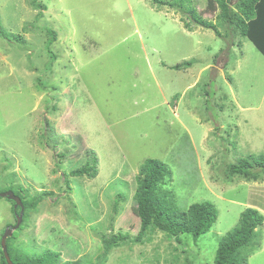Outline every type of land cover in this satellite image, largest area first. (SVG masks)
<instances>
[{"label":"rangeland","instance_id":"374dc122","mask_svg":"<svg viewBox=\"0 0 264 264\" xmlns=\"http://www.w3.org/2000/svg\"><path fill=\"white\" fill-rule=\"evenodd\" d=\"M188 1L221 38L152 0H38L43 11L0 0V193L36 200L7 237L22 260L49 252L57 264H214L219 240L253 208L263 223L248 264H264V173H226L264 156V58L217 24L215 5ZM147 159L168 166L159 191L175 209L215 206L208 233L178 243L152 229L135 240ZM87 163L96 177L71 174ZM12 203L0 197V241L16 224ZM118 234L129 238L106 253L104 240Z\"/></svg>","mask_w":264,"mask_h":264},{"label":"trees","instance_id":"16d2710c","mask_svg":"<svg viewBox=\"0 0 264 264\" xmlns=\"http://www.w3.org/2000/svg\"><path fill=\"white\" fill-rule=\"evenodd\" d=\"M156 5L167 6L170 9H181L193 24L205 29H209L221 38L217 25L203 20L189 6L188 0H173L167 2L164 0H152ZM213 3V4H212ZM34 8L41 11L46 10L45 6L38 0H31ZM188 4V6H187ZM208 4L215 5L219 14V22L231 27L232 32L246 38L264 58V0H208ZM41 15V14H40ZM185 27H188L187 23ZM4 31L0 25V36H4ZM54 39L52 31L47 33ZM19 39L18 36H13ZM188 64V63H185ZM184 65L173 66L174 70H179ZM182 69V68H181ZM96 161L93 160L95 165ZM91 163L71 172L73 176H86L88 178L96 177V170ZM228 177L240 176L246 181H256L264 173V156L258 158L249 157L239 159L236 163L226 167ZM170 177L168 166L160 161L147 159L139 168V175L136 179L137 187L134 194L136 202V216L139 219V232L135 240L142 241L147 232L156 229L172 237L180 243L181 234H190L193 240L209 232L217 220V211L211 202H202L191 204L186 210L175 209L172 201L168 200L165 191H159V185ZM14 195L19 197L23 205L24 218L27 209L36 206V200L25 201L17 192ZM47 195V194H45ZM44 196V195H41ZM39 196V197H41ZM121 197V196H119ZM40 200V199H39ZM38 200V201H39ZM14 206V203H12ZM115 203V207L117 206ZM19 208L13 209L16 216ZM116 212V210H115ZM263 223V216L257 209L246 208L239 215V220L234 228L229 230L218 242L216 247L214 264H248V256L259 247V241L255 230ZM129 238V235L118 234L104 240L105 252L114 246ZM9 238L5 240L7 252L12 264H57V255L46 252L42 257L31 259L25 254L13 251L8 244ZM0 264H7L1 255ZM69 264V263H65Z\"/></svg>","mask_w":264,"mask_h":264},{"label":"water","instance_id":"95a60500","mask_svg":"<svg viewBox=\"0 0 264 264\" xmlns=\"http://www.w3.org/2000/svg\"><path fill=\"white\" fill-rule=\"evenodd\" d=\"M0 197L1 198H6V199L12 201L14 203V206H13L14 210L16 208H19V210H20L18 215H16V224L13 227H8L4 231V233H3L2 237H1V241H0V247H1V251H2V254H3L5 262L7 264H12V262L10 261L8 252H7L5 240L7 239L8 236L12 235V232L14 230H16L19 227L20 222L22 220L23 210L24 209H23V205L21 203V200L19 199V197L14 195V193L12 191H7V192H4V193H0Z\"/></svg>","mask_w":264,"mask_h":264},{"label":"crops","instance_id":"0c3cea01","mask_svg":"<svg viewBox=\"0 0 264 264\" xmlns=\"http://www.w3.org/2000/svg\"><path fill=\"white\" fill-rule=\"evenodd\" d=\"M255 48V47H254ZM256 49V48H255ZM258 52V51H257ZM257 207V206H256ZM258 208H259V206H258ZM258 211H259V209H258ZM260 212V211H259ZM262 241V240H261ZM261 243V242H260ZM263 247H264V244H262L261 245V247H260V250H259V252L258 253H261V251L263 250ZM259 248V247H258ZM258 250V249H257ZM254 253V252H253ZM253 253L252 254H250V256L249 257H251L252 255H253ZM249 257H248V259H249Z\"/></svg>","mask_w":264,"mask_h":264}]
</instances>
